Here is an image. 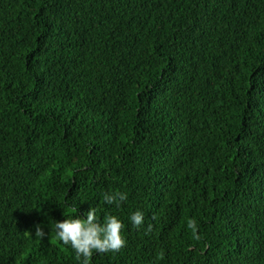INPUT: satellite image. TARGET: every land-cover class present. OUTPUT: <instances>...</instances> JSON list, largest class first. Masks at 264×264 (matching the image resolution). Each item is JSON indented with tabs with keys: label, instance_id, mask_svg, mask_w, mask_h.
I'll return each mask as SVG.
<instances>
[{
	"label": "trees",
	"instance_id": "16d2710c",
	"mask_svg": "<svg viewBox=\"0 0 264 264\" xmlns=\"http://www.w3.org/2000/svg\"><path fill=\"white\" fill-rule=\"evenodd\" d=\"M90 206V264H264V0H0V264Z\"/></svg>",
	"mask_w": 264,
	"mask_h": 264
},
{
	"label": "clouds",
	"instance_id": "9594fccd",
	"mask_svg": "<svg viewBox=\"0 0 264 264\" xmlns=\"http://www.w3.org/2000/svg\"><path fill=\"white\" fill-rule=\"evenodd\" d=\"M127 200L125 193H105L104 201L107 204L115 203L117 207L120 202ZM77 211V210H76ZM86 219L79 215L76 218H67L62 222H55L52 232L55 233V239L65 246H69L75 253V258L80 264H90L93 253L119 252L126 246V241L122 235L123 223L114 215L104 217L101 224L96 215V208L89 207L84 213ZM130 221L134 227L139 228L144 223V214L140 211L134 212ZM189 228L193 230V238L199 240L196 234L195 221L189 219L187 222ZM151 225L148 230H151ZM35 237L42 239L45 232L38 224L35 226ZM27 234L31 235L29 232Z\"/></svg>",
	"mask_w": 264,
	"mask_h": 264
}]
</instances>
